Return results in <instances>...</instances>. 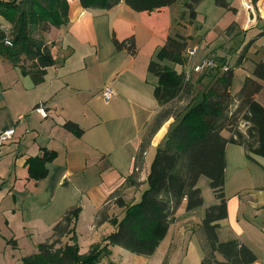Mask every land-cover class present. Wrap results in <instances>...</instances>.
I'll list each match as a JSON object with an SVG mask.
<instances>
[{
    "label": "crops",
    "instance_id": "obj_1",
    "mask_svg": "<svg viewBox=\"0 0 264 264\" xmlns=\"http://www.w3.org/2000/svg\"><path fill=\"white\" fill-rule=\"evenodd\" d=\"M67 1L68 24L46 32L56 64L47 69L45 80L35 84L22 72L0 74V130L16 127L14 138L0 150V237L46 242L62 217L80 208L76 234L81 252L87 253L115 231L110 222L97 224L101 211L120 219L124 209L115 203L116 197L128 205L140 201L157 149L176 124L175 119L166 122L138 162L142 142L162 110L154 96L158 79L148 71L157 50L169 36L191 38L188 50L195 54L189 55L187 65L175 69L191 72L200 98L214 75L193 69L204 59L217 57L222 65L234 68L231 93L236 96L264 54L252 66L245 65L246 57L235 67L238 60L232 66L218 53L243 35L244 41H253L256 53L261 51L258 43L264 49V0H227L229 9L215 5L212 22L209 13L200 10L201 3L192 24L182 17L186 1L153 13L136 12L125 3L101 10L84 9L79 0ZM113 37L119 41L134 37L136 55L117 50ZM0 61L8 67L5 60ZM106 85L118 93L109 103L101 93ZM256 98L264 106V91ZM39 106L46 109V118L36 111ZM69 121L80 126L81 136L65 128ZM246 129L242 125V131ZM223 136L229 138L230 133L225 131ZM45 152H54L56 158L47 164V177L34 180L28 161ZM225 181L228 217L219 222V240L242 242L256 254L255 264H264V157L250 159L244 147L229 144ZM201 186L204 206L188 212L184 201L153 255L111 246L110 257L99 264H176L190 250L193 237L202 248L205 210L218 201L213 191L208 194ZM203 258L204 252L201 263Z\"/></svg>",
    "mask_w": 264,
    "mask_h": 264
},
{
    "label": "trees",
    "instance_id": "obj_2",
    "mask_svg": "<svg viewBox=\"0 0 264 264\" xmlns=\"http://www.w3.org/2000/svg\"><path fill=\"white\" fill-rule=\"evenodd\" d=\"M181 1H186L182 17H187L190 24L194 23L197 9L205 0H79L84 9L110 10L125 3L139 13L161 12ZM216 5L230 8L227 0H216ZM0 16L10 25L7 26L10 33L0 31V58L19 68L24 75H30L35 84H41L47 69L56 61L51 48L42 39L32 38L33 32L41 26L45 33L51 27L67 25L68 1L0 0ZM189 39L181 34L169 36L149 64V74L158 79L154 96L162 110L148 129L138 162L143 160L150 139L161 127L170 119H175L176 124L157 149L147 188L140 201L128 205L121 197H116L115 203L124 209L120 219L112 218L107 210L101 211L97 224L110 222L115 231L101 243L94 244L87 253L81 252L76 234L81 209L69 210L54 226L52 237L38 246L37 253L24 258L23 264H99L102 259L110 257L111 246L151 256L168 235L184 201L188 212L204 206L203 193L198 185L202 176L209 178L218 203L206 208L200 227L204 252L201 264L256 263V254L242 242H221L218 229L219 222L228 217L225 194L228 145L244 147L250 159L253 155L264 157V106L256 98L264 91V60L255 63L253 76L246 78L241 91L233 96L234 68L225 69L217 57H212L218 67L203 73L214 75V79L199 98L191 76L188 79L186 72L175 69V66H185L189 61ZM113 43L117 50H127L131 55L137 53L134 37L124 41L113 37ZM252 43L246 47L235 67L243 63L246 50ZM174 102L187 103L174 111L169 108ZM242 125L247 127L245 132ZM65 128L78 136L84 132L71 121L65 124ZM225 131L230 133L229 138L223 136ZM55 158L54 152L31 158L28 161L30 177L38 181L45 179L49 172L47 164Z\"/></svg>",
    "mask_w": 264,
    "mask_h": 264
},
{
    "label": "rangeland",
    "instance_id": "obj_3",
    "mask_svg": "<svg viewBox=\"0 0 264 264\" xmlns=\"http://www.w3.org/2000/svg\"><path fill=\"white\" fill-rule=\"evenodd\" d=\"M215 5H216V0H205V2H203V4H202V7L200 8V10H202L204 12L206 10L207 12H205V13H209L210 16H209L208 21H210V22H212V19L214 17V11L213 10L216 7ZM202 21L203 20L198 19V22H202ZM7 26H10L9 23L2 16H0V31L2 32V31L7 30V29H5ZM42 28H43V26H41L40 28H36L33 32L32 38L39 39V40L42 39L48 45V47H50L51 44L49 43V40L47 38L48 33H46V32L44 33ZM7 32L10 33V29ZM243 37H244V35H243ZM243 37L238 39L236 42L230 43V46H227L226 50H221V52L218 53L219 57L224 58V56H226L227 59L229 60V62L231 63V65L234 66L235 61L240 58V56L243 54L246 47L250 43L249 41H244ZM220 45L221 44H218V46H220ZM257 45L260 47V50H261L260 53H256V48L254 49L251 46H250L251 48L249 47L246 50L245 55H246L247 59H245L244 63L248 67L252 66L253 61H257L259 59V57H261V55L264 54V49H262L263 47H261L262 43L260 42ZM188 52H189V50H188ZM189 54L194 55L195 52L191 51V52H189ZM5 64H7L8 67H6V65H4L0 61V66H4V68L2 70H0L1 75L5 74V73H9V72L10 73L15 72L16 74H19L21 72V70H18V68L13 67L15 69H12V65H10L8 63H5ZM224 67H225V69L228 68V66H226V65H224ZM186 103L187 102H184V103L174 102L171 106H169V108H171V110L178 111L181 109V107H184ZM199 183H200L199 184L200 188L202 187L201 185H203V187H205L204 189H206L208 194H212V189L210 186L209 178H207L206 176H202ZM138 195H139V193H138ZM138 195L136 194V196H138ZM140 197H142V194L140 195ZM44 241H45V239L41 240L38 238H28V237L18 239L17 241H15V240H4L2 237H0V264H23V259L28 257L29 255L35 254L37 252L39 244L44 242ZM16 242H17V244H16ZM81 243L83 244V246H85L84 242H81ZM202 257H203V250L200 247V244L198 243V241L196 240V237H193L192 244L190 246V250L188 251L187 254H185L183 259L179 258L176 261V264H200Z\"/></svg>",
    "mask_w": 264,
    "mask_h": 264
},
{
    "label": "built area",
    "instance_id": "obj_4",
    "mask_svg": "<svg viewBox=\"0 0 264 264\" xmlns=\"http://www.w3.org/2000/svg\"><path fill=\"white\" fill-rule=\"evenodd\" d=\"M6 32L8 31V28L6 27ZM8 44H11L10 42H7ZM218 67V62L212 58H206L203 60L200 64H198L193 71L197 73L203 74L206 71L216 69ZM191 72L187 73V78L189 77ZM102 97L105 103H109L114 97L118 95L117 91L112 88L110 85H106L103 87L102 91ZM36 111L44 118L48 116V113L46 109L43 106H39L36 108ZM16 134V127L12 126L5 130H0V150L2 146H4L7 142L11 141Z\"/></svg>",
    "mask_w": 264,
    "mask_h": 264
}]
</instances>
